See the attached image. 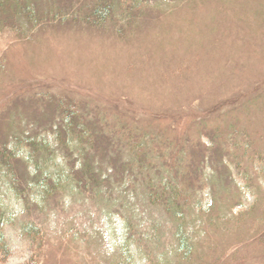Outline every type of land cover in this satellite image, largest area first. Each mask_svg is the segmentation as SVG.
Here are the masks:
<instances>
[{"label":"rangeland","instance_id":"obj_1","mask_svg":"<svg viewBox=\"0 0 264 264\" xmlns=\"http://www.w3.org/2000/svg\"><path fill=\"white\" fill-rule=\"evenodd\" d=\"M32 137L98 184L46 195L0 158V264H264V0H0V145Z\"/></svg>","mask_w":264,"mask_h":264},{"label":"trees","instance_id":"obj_2","mask_svg":"<svg viewBox=\"0 0 264 264\" xmlns=\"http://www.w3.org/2000/svg\"><path fill=\"white\" fill-rule=\"evenodd\" d=\"M22 2V0H20ZM31 10V11H30ZM29 11L31 12V19H35L37 17L36 11H34L33 8L30 7ZM98 17L102 18L104 22H107V20L111 19L113 14V9L110 6H102L97 9L96 13ZM96 16V17H97ZM65 115V120H66V126L68 127L67 131L73 136L78 137L80 140H85L86 138H90L91 141L95 142L96 136L94 135V132H92V127H90V124H87V120L85 117H81L82 114L81 112H74L71 111L69 108L64 112ZM85 118V119H84ZM90 141V142H91ZM11 145L14 146V144H11V142L6 143L5 145L2 146L4 149L0 153V158H1V163L4 164L5 166L11 165L12 161L19 162L21 160L26 161L31 168V176L36 177L37 179L34 180L36 184L35 189H40L42 193L44 194H52L53 192H60L62 189H64L65 184L70 181L74 182L75 184L77 181L80 182V187L85 189H89L93 183L97 185L98 183L95 182L98 180L97 176V166L93 165L91 163H86L83 165L85 168L84 174L91 173L89 174L91 178L87 180L85 175H82L81 177L77 175L80 178H76L74 173H76V170L80 168V165L77 167L72 166V171H70L69 168H66L63 170L62 168L56 169L54 166H48V168L43 167L41 162L39 161L41 153L43 150H52V143L49 138L41 141H37V139L30 138L28 141H26L23 145H26L24 148L21 146H14L17 148H20L19 151L16 153H10V148L12 147ZM16 145V144H15ZM21 145V143H20ZM9 148V149H8ZM69 148H72L70 146ZM25 154H21L23 153ZM22 151V152H20ZM27 153V154H26ZM19 154V155H17ZM16 155V157H15ZM10 162V164H9ZM15 163V162H13ZM86 166V167H85ZM79 167V168H78ZM87 171V172H86ZM86 172V173H85ZM80 179V180H79ZM154 190V198L158 197L157 202L164 203L168 207H171L170 201H168V196L166 194L161 195L159 192V189H153ZM176 200V197L174 198ZM180 200H177L179 203ZM180 204V203H179ZM184 206L183 204H181ZM8 219L6 216H4V213L2 212V208L0 206V250L7 254H11L10 246L7 244L8 241V236L6 234V227H7ZM35 225H30L26 226L25 229L31 233V234H36L41 231V229L36 230ZM179 238L181 242V250L183 253L186 254V256H190L191 254L194 253V244L192 243L191 237L188 233L187 229V224L185 221L182 222L181 228H179ZM5 245V247H4ZM39 264V263H35Z\"/></svg>","mask_w":264,"mask_h":264}]
</instances>
